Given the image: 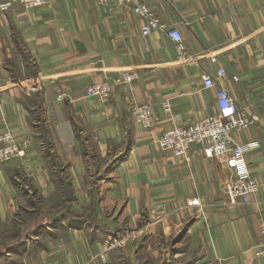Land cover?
<instances>
[{
  "label": "crops",
  "instance_id": "crops-1",
  "mask_svg": "<svg viewBox=\"0 0 264 264\" xmlns=\"http://www.w3.org/2000/svg\"><path fill=\"white\" fill-rule=\"evenodd\" d=\"M139 1L179 29L187 57L115 2L0 0V133L29 140L0 162V264H264V0ZM132 70L107 101L86 94ZM220 87L251 119L231 143L258 142L245 153L259 182L249 203L230 204L229 150L176 156L157 143L217 114ZM135 103L152 105V126L133 118Z\"/></svg>",
  "mask_w": 264,
  "mask_h": 264
},
{
  "label": "built area",
  "instance_id": "built-area-1",
  "mask_svg": "<svg viewBox=\"0 0 264 264\" xmlns=\"http://www.w3.org/2000/svg\"><path fill=\"white\" fill-rule=\"evenodd\" d=\"M14 1L25 8L40 6L49 2V0ZM96 2L100 5H108L115 2L143 15L147 21L143 28L144 35H147L154 28L165 29L175 43L177 56L179 58L187 57L186 45L179 29L176 27L167 28L164 23L154 16L148 5L141 3L139 0H96ZM219 73L224 76L225 69H219ZM137 76L138 73L132 70L124 73L118 81L103 79L93 82L87 86L86 94L107 101L113 94L117 84L131 83ZM234 78L237 79L236 76ZM203 80L205 87H211L214 84V79L211 75H204ZM59 98H62V95H59ZM217 104V114L188 125L168 128L157 138V143L162 148L171 150L176 156H185L193 144L203 145L205 153L209 157L221 155L229 150V161L237 169L236 177L227 186L230 204L249 203L252 201V196L259 189V182L249 170L245 153L248 149L256 146L258 142L231 143L230 132L245 128L251 122V119L242 112L235 99L224 87H220L217 90ZM162 105L168 111L172 108L168 99H165ZM131 115L136 122L144 127H150L156 122V116L150 104H133ZM28 145L29 140L17 139L13 131L10 128H6L0 133V162L25 156ZM194 203L200 205L202 202L197 197ZM260 238V245L256 255L264 256V221L260 225ZM111 247L112 244L107 246L104 251ZM99 254L105 260L103 251Z\"/></svg>",
  "mask_w": 264,
  "mask_h": 264
},
{
  "label": "trees",
  "instance_id": "trees-1",
  "mask_svg": "<svg viewBox=\"0 0 264 264\" xmlns=\"http://www.w3.org/2000/svg\"><path fill=\"white\" fill-rule=\"evenodd\" d=\"M43 131H44V128H43Z\"/></svg>",
  "mask_w": 264,
  "mask_h": 264
},
{
  "label": "rangeland",
  "instance_id": "rangeland-1",
  "mask_svg": "<svg viewBox=\"0 0 264 264\" xmlns=\"http://www.w3.org/2000/svg\"><path fill=\"white\" fill-rule=\"evenodd\" d=\"M54 212V211H53ZM30 220V219H29Z\"/></svg>",
  "mask_w": 264,
  "mask_h": 264
}]
</instances>
